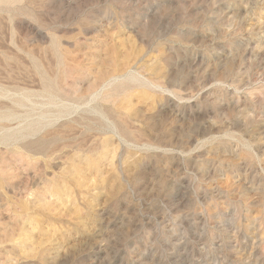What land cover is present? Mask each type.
<instances>
[{
  "label": "rangeland",
  "instance_id": "obj_1",
  "mask_svg": "<svg viewBox=\"0 0 264 264\" xmlns=\"http://www.w3.org/2000/svg\"><path fill=\"white\" fill-rule=\"evenodd\" d=\"M0 264H264V0H0Z\"/></svg>",
  "mask_w": 264,
  "mask_h": 264
}]
</instances>
